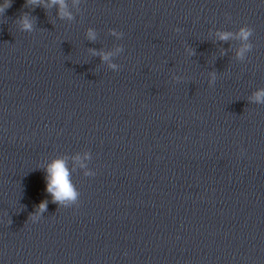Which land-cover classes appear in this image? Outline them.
I'll list each match as a JSON object with an SVG mask.
<instances>
[{"label":"clouds","instance_id":"9594fccd","mask_svg":"<svg viewBox=\"0 0 264 264\" xmlns=\"http://www.w3.org/2000/svg\"><path fill=\"white\" fill-rule=\"evenodd\" d=\"M34 5L40 6V0H26V5ZM50 4H59L60 11L59 15L63 18L64 16H69L66 9L65 0H50ZM48 5H45L47 7ZM11 7V0H4L2 4H0V14H4L6 9ZM19 23L23 31H31L32 30V21L29 19L27 14H21L18 18ZM115 34V33H113ZM220 40L227 41L235 35L242 42V47L238 50L237 56L239 58H243L246 51H250L252 48V44L249 43L250 37L253 35V29L244 25L241 26L236 34L231 32H218L217 33ZM88 38L90 40H95V32L91 29L88 31ZM110 54L102 55L103 60H108ZM113 67H115L113 65ZM215 79V74H213V80ZM252 102L258 104H264V89L257 90L253 97L251 98ZM47 175L46 179V192L50 194L52 198V202L57 205H67L69 203H75L78 199L79 193L75 189L72 181L71 174L67 167V162L64 159H55L53 160L45 169ZM86 175L94 176L95 173H86ZM47 200L42 201L38 205L37 213L32 214L29 219L33 222L37 219V214L46 211L47 209Z\"/></svg>","mask_w":264,"mask_h":264}]
</instances>
